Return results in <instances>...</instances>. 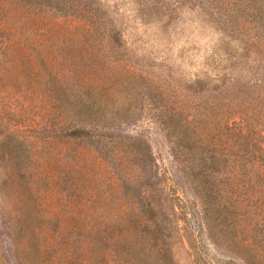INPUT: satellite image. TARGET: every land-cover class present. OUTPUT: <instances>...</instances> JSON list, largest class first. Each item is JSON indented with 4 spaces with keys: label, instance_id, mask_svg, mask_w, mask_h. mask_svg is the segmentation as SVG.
Listing matches in <instances>:
<instances>
[{
    "label": "rangeland",
    "instance_id": "374dc122",
    "mask_svg": "<svg viewBox=\"0 0 264 264\" xmlns=\"http://www.w3.org/2000/svg\"><path fill=\"white\" fill-rule=\"evenodd\" d=\"M0 38V264L151 247L154 264H248L211 237L166 126L198 114L258 154L235 179L264 215V0H0Z\"/></svg>",
    "mask_w": 264,
    "mask_h": 264
},
{
    "label": "trees",
    "instance_id": "16d2710c",
    "mask_svg": "<svg viewBox=\"0 0 264 264\" xmlns=\"http://www.w3.org/2000/svg\"><path fill=\"white\" fill-rule=\"evenodd\" d=\"M13 49V43L8 38H0V54H10ZM81 68L73 66L69 70L56 71V74L65 75L68 71L69 76H72ZM173 115L169 118L170 120H173ZM189 115L180 114L178 126L176 124L166 126L163 123L167 130L172 129L170 136L175 154L177 152L181 162L189 163L187 167L191 171L195 188L205 205L211 237L217 245L239 253L248 264H264V239L261 236L264 232L259 233L258 236L256 234L259 229L257 227L264 223V215L259 214L260 212L254 213L248 207L250 198L247 189L245 187V190H242L244 186H239L235 179L240 173L246 176V168L250 169L257 161L256 164H260L262 162L259 161L260 156L251 151L230 149L231 146L225 144L218 132L214 134L212 132L211 135L204 125L199 129L196 128V125L201 123L198 114L197 116ZM202 117L205 121L206 115ZM205 128L206 130H203ZM111 151L115 159L116 154L113 149ZM229 170L233 171L231 175L228 173ZM224 176L227 180L222 183ZM250 187L257 193L262 190L261 186ZM245 193L247 196H244ZM124 223L130 226L135 225L134 221H129L123 213L116 215L113 219V224L120 225L122 229ZM141 250L142 254L131 251L133 262L136 264L158 262L159 258L156 256V253H159L158 250L153 247L147 248L148 252L144 248ZM145 252L152 255L151 260L147 258Z\"/></svg>",
    "mask_w": 264,
    "mask_h": 264
}]
</instances>
